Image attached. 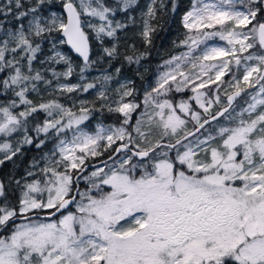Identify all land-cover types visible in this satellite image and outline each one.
Returning a JSON list of instances; mask_svg holds the SVG:
<instances>
[{
	"label": "snow or ice",
	"instance_id": "obj_1",
	"mask_svg": "<svg viewBox=\"0 0 264 264\" xmlns=\"http://www.w3.org/2000/svg\"><path fill=\"white\" fill-rule=\"evenodd\" d=\"M136 4L137 0H115L114 4L60 0L64 15L52 10V0L0 2V96L8 97L0 105V135L18 137L15 147L0 143L4 153L0 165L25 145L37 149L48 141L54 145L50 154L40 157L44 166L32 161L31 168L39 167L40 178L29 170L26 177H33L31 181L26 177L23 184L15 181L21 190L16 205L10 203L0 181V264H264V54L242 55L254 47L248 42L252 36L264 49V22L257 21L244 31L264 12V0H195L183 16L190 34L180 43L188 50L166 61L168 70L144 101L154 107L153 114L145 109L134 125L132 113L139 105L123 102L132 95L124 85L118 105L108 106L109 112L123 115L122 125L97 124L94 133L81 127L92 112L84 106L86 101H80L77 114L58 100L35 104L28 98L30 92L39 93V82L52 84L46 71L57 81L73 75L72 60L57 50L58 45H70L83 58L82 80L83 73L103 59H90L91 33L103 53L113 57L116 47H103L104 37L115 38L118 30L128 26L114 18ZM157 4L160 10L166 7L164 0H151L144 13L141 34L147 43L155 30L150 21L156 18ZM217 37L229 47L209 46L207 42ZM45 41L51 43L54 54L39 59ZM38 59L41 64L67 67L60 72L41 70L34 67ZM126 60L139 63L140 57ZM185 64L191 69L187 73L182 70ZM241 70L243 75L238 77ZM229 72L232 75L225 84L234 92L226 94L227 106L210 119L201 122V114L187 101L174 104L159 99L191 84L196 103L207 113L220 96L208 99L200 90L215 84L209 90L218 93V82ZM101 79L107 82L112 77L105 74ZM242 83L256 91L249 93L247 107L237 112L233 101L245 91ZM95 87L94 83H57L54 90L88 92ZM99 96L106 99L103 91ZM21 105L23 110L14 111ZM38 112L46 114L42 122L34 115ZM188 114L195 122L193 131L187 130L188 121L183 118ZM220 117L228 126H219L215 135H197ZM153 126L160 130L154 142L150 139ZM133 131L139 143H134ZM109 149L112 163L104 161V167L83 176L86 162ZM201 153L208 158H200ZM81 177L88 185L84 191L79 188ZM40 213L57 219L40 222L34 219Z\"/></svg>",
	"mask_w": 264,
	"mask_h": 264
},
{
	"label": "trees",
	"instance_id": "obj_2",
	"mask_svg": "<svg viewBox=\"0 0 264 264\" xmlns=\"http://www.w3.org/2000/svg\"><path fill=\"white\" fill-rule=\"evenodd\" d=\"M147 0H137V4L130 9L128 12H120V16L124 19L126 24L128 25L123 30L117 31L116 37L113 38L114 46L116 47V53L113 57H103L100 59L97 64L91 66L93 69L99 68H108L111 70H115L117 68L120 69V74H123L127 78L131 79L133 92L135 93L136 100H140L138 105L142 104L141 96L143 87L147 82H152L157 70L164 63L167 58L173 55V53L181 47V41H183L187 35H189L188 29L183 26V16L189 9V7L194 3V0H164L166 7L162 10L159 9L157 4V13L156 18L150 21L151 26L155 29L150 34L151 43H147L145 39L139 33V23L137 20V14L139 10L145 5ZM108 4H114L115 1H106ZM175 4V11H172V5ZM131 16L134 19L129 20L128 17ZM257 21L264 22V12L259 13L257 15L256 20H253V23L256 25ZM90 43L92 47L90 59L96 54V44L90 37ZM134 46V47H133ZM63 47L67 49L65 44ZM260 48V47H259ZM261 49V48H260ZM262 50V49H261ZM264 52V49L263 51ZM251 51L243 53V56L250 54ZM73 61L77 65H83V62L75 57L72 53ZM127 56H133L134 59L136 57H140L139 63H129L126 60ZM104 60V61H103ZM100 62H105V64H100ZM234 70V66H233ZM238 77L243 75V71L241 70L239 73H236ZM2 75V74H0ZM231 78L230 74H227L221 83H220V91L225 93L224 90L226 87L225 82L229 81ZM210 89L215 88V84L209 86ZM209 88H205L206 93L211 94L212 91ZM245 88V87H243ZM232 92V91H231ZM251 93L250 89H245L242 95L236 100H242L246 96ZM188 92L179 93L174 89L171 91L169 98L172 99L174 103L177 100H183L187 98ZM32 101L35 104H39L41 100L35 97V95H31ZM55 97V96H53ZM49 99V97H47ZM0 99L7 100V96H0ZM235 102V103H236ZM226 100H222L221 105L218 109L224 105H226ZM234 105V104H233ZM91 121L99 120L103 123H121V114L115 112H109L108 107L106 105H101L99 103H95L91 108ZM217 109V110H218ZM217 110L209 113V116L214 114ZM38 121H43L44 113L38 112L34 114ZM31 119V118H30ZM205 119V118H204ZM220 119V118H219ZM203 121V119H202ZM201 121V122H202ZM216 122V121H214ZM193 129V128H192ZM191 129V130H192ZM188 130V131H191ZM53 146L51 141H48L46 146L43 149H37L34 145H25L21 148V152L14 156L11 160H5L2 165H0V181L5 183L6 192L9 194V200L12 205H16L18 203V198L20 196V187L15 184L16 180H20L21 184L24 183L22 177H26V172L29 170L34 171L31 168L32 161L38 160V158L45 152L49 151ZM116 145H113V148ZM112 150L109 149L102 156L92 158L86 162V164L97 162L103 159H106ZM96 167V166H95ZM94 167L88 168L83 174L87 173ZM35 178H40V171H35ZM76 174V173H74ZM29 181L33 179V177H26ZM83 184L79 182V188H81ZM2 200V198H0ZM71 208V207H70ZM45 214V213H41ZM59 215V214H58ZM38 218V217H35ZM55 218V217H53ZM51 219V218H50ZM18 221V220H17Z\"/></svg>",
	"mask_w": 264,
	"mask_h": 264
},
{
	"label": "rangeland",
	"instance_id": "obj_3",
	"mask_svg": "<svg viewBox=\"0 0 264 264\" xmlns=\"http://www.w3.org/2000/svg\"><path fill=\"white\" fill-rule=\"evenodd\" d=\"M106 1H110V0H106ZM112 1H115V0H112ZM0 2H2V0H0ZM52 3H53V9L52 10L56 11L58 14H63L62 13V9L59 7L60 0H52ZM150 3H151V0H147L145 5L139 10V12L137 14V20H138V23H139V33L140 34L142 33V30H143L144 13L147 11V6ZM194 3H195V0H194ZM191 7H192V5L189 7L187 12L191 10ZM120 12L117 13V15H116V17L114 19L119 20V21H121L123 23H126L124 21V19L119 15ZM93 22H96V20L93 19ZM253 25H255V24L252 21V24H249L247 26V28L244 29V31H249L253 27ZM217 27H219V26H217ZM86 31H89L91 33L90 29H86ZM118 31H120V30H118ZM141 36H142V34H141ZM90 37L92 38V40L96 44V48H95L96 54L93 56L92 60H97L98 57H101V56L107 57L103 53L102 46L100 45V43L94 38V33H91ZM60 38H62V37H60ZM143 39H145V38L143 37ZM248 42L249 43H254V47L249 49L251 51V54H256V55L264 54V52H261V51H263V49L262 50L260 49L261 47L258 44V42H256L255 36H252V38ZM207 43H208L209 46H213L214 45V46L229 47V45H227L226 41H222L218 37L214 38L213 40L208 41ZM113 46H114L113 38L104 37V45H103V47L111 48ZM43 47H44V52L42 54H40L39 59H46L49 55H53L54 54V52H53V50L51 48V43L50 42L45 41ZM203 47H204V45H201V48H203ZM57 50L61 51L64 54H67L71 58L72 66L74 68L73 75L71 77L61 78L60 81H57V80H55L53 78L52 73H51L50 70L46 71L44 74L47 77V79L52 80V84L49 85V86H46L43 82H39L38 83L39 93L30 92L28 94V98L29 99H32L31 95H35L36 98L41 100L40 103H46V102H48L50 100H58L61 104L65 105L66 107H71L73 111H75V112H77V114H79L78 113V109L80 107V101H86L87 103L84 106L88 107L90 109L93 107V105L95 103H99L101 105H106L107 107L108 106H112L113 108H115L118 105V103L120 102V92L124 90V89L121 88V85H124L127 89H131L132 90V95L124 97V101L123 102H133V103H136V104L139 103L140 100H136L135 99L136 96H135V93L133 92L131 79L127 78L123 74L117 73L115 71L116 69L115 70H111V69H108V68H99L97 70V69H93L92 67H90L89 70H87V71H85L83 73L84 79L82 80L80 78V75H81L80 74V68L83 67V65H77L73 61L69 50L65 49L63 47V45H58ZM187 50L188 49L186 47L179 48L178 50H176L173 53L172 56L167 58L166 61H168L169 59H171L174 56H178L181 53L186 52ZM198 51H197V54H198ZM39 59L37 61H34V67L35 68H40L41 70H44L46 68L47 69L54 68L57 72L66 70L67 66L62 64V63L61 64H54V63L41 64L39 62ZM166 61L164 63H162L161 66L159 67V69L157 70L153 81L152 82H147L146 85L143 87L142 96H141L142 104L135 110V112L132 113V125L135 124L137 119H140L141 114L145 112V109H147V114L148 115H152L153 114L154 107L152 105H150V104L146 105L144 103V101H145V97H146L147 93L151 92L153 87H156L160 75L164 71L168 70L169 66L166 65ZM250 63L255 64L256 61H252ZM100 64H105V62H100ZM92 66H94V65H92ZM233 66L234 65L230 66V68H233ZM182 70L187 73L191 69H190V66L185 64V65H182ZM105 74L110 75L112 77V79L110 81H107V82L103 81L101 79V77L103 75H105ZM228 74L232 75L231 72H229ZM254 78H255V74H254ZM177 79H180V78L177 77ZM204 79H207V77H204ZM223 80H225V79L223 78L222 81ZM222 81H220L218 83L220 84ZM57 83L80 84L82 86L87 84V83H94L96 85V87L93 88V89H89L88 92H83V91L77 90L76 92H73V93H66V92L65 93H61L59 90H54V89H56ZM197 83H199V81H197ZM191 87H192V85L189 84V86L187 88L183 89L179 93L188 92V95H187V97H188L187 99L188 100L183 99V101H187L190 104L192 110H194L196 112H199L201 114V118L202 119L208 117L209 113L217 110L218 107L221 105L222 100L225 99L226 94H229L231 91H234V89L231 88V87H229L228 89L224 87V90L226 89L225 93H223V91L222 92L220 91V94H219V92L217 93L215 91H212L211 94L207 93L208 94V99H212L215 95L218 94L220 96V102L216 103L215 101H213V103L209 106V111L207 113H205L204 110L202 108H200L199 105L196 103V101L194 99L196 93L191 91ZM241 87L242 88L245 87L247 89H250L251 93H254L256 91L255 88H248V86L243 84V83L241 84ZM215 88H216V85H215ZM100 91L105 92L106 99H101L100 98V96H99V92ZM200 91L206 92L204 89H201ZM170 93L171 92H168L165 96H160L159 99L163 100V99L167 98V99L172 100L171 98H169ZM155 95L156 94L153 93V96H155ZM53 96H55V97H53ZM47 97H49V99ZM6 101L7 100H5V99H0V105L4 104ZM180 101H182V99L181 100L179 99V100L176 101V103H174V102L173 103L174 104H178ZM247 102H250V96L249 95L246 96L245 98H243L241 101L238 100L236 103H234L233 107L238 112V111H240V109H242L244 107H247ZM20 110H23V106L22 105L20 106V108L14 110V111H20ZM260 110L261 109L258 108V111H260ZM233 115H235V113H233ZM45 118H46V114L44 113L43 120ZM183 118L188 121L187 130H191L192 128H194L195 122L191 120L190 114L183 115ZM123 119H124V117L121 114V123H119V124L103 123V122H101L99 120H92L91 121V115H90V119L88 121H85L84 124L81 125V127H84L86 131L94 133L96 131V125L97 124L103 125L105 127H108V126L119 127V126L122 125ZM144 119L147 120V116H145ZM228 124H229V122L226 121L224 117H220L219 121H216V122L213 121L210 124L206 125L204 129L200 130V133H197V135H201V133H202L203 136H207L209 134V132H211L213 135H215L217 129L219 128V126H221V125L228 126ZM126 127H128L129 131H132V126L131 125L126 126ZM146 128H147V125H145V129ZM159 136H160V130L158 128H156L155 126H153L152 134L150 136V139L154 142L156 139L159 138ZM133 138H134V143H139L140 142L139 139L136 136V133L134 131H133ZM17 139H18V137H17L16 134H13L12 137H4L3 135H0V143L10 142L13 145V147H15ZM117 143H121V142L118 141ZM217 143H219V140L213 142V146H215ZM141 146L143 147L144 144H141ZM53 147H54V145L52 146V148ZM45 153H49V151H47ZM40 157L38 158L39 165L40 166H44L45 165V160L40 159ZM200 158L207 159L208 157H205V155L203 153H201L200 154ZM239 158H241V157H238V159ZM0 159H4V153L3 152H0ZM56 159H59V156H57ZM108 163L111 164L112 161H108ZM96 167H104V164L98 165ZM96 167L92 168L87 173L83 174V176H88L92 171L95 170ZM35 171H39V167L34 168V172ZM105 171H107L106 168H105ZM79 182H81L83 184V186L80 188V190L84 191L88 187L87 182L83 179V177H81ZM236 184H237V186H239L240 182L237 181ZM71 209H72L73 212H75V208L73 206L71 207ZM34 219H38L40 222H51L52 220H56L57 217L51 218V219H45V218H34ZM16 222L17 223H25L26 221L18 220Z\"/></svg>",
	"mask_w": 264,
	"mask_h": 264
},
{
	"label": "water",
	"instance_id": "obj_4",
	"mask_svg": "<svg viewBox=\"0 0 264 264\" xmlns=\"http://www.w3.org/2000/svg\"><path fill=\"white\" fill-rule=\"evenodd\" d=\"M63 14L66 15V13H63ZM61 37H62V36H61ZM62 38H63V37H62ZM65 46L67 47V49L69 50L70 53H72L75 57L79 58V59L83 62V58L80 57L79 54L76 53L75 50L72 49L70 45L65 44ZM244 89H246V88H244ZM233 92H234V91L230 92L229 94H232ZM242 93H243V92H242ZM242 93H241V95H242ZM241 95H240V96H241ZM240 96H239V97H240ZM239 97H237V98L233 101V104L236 102V100H237ZM225 100H226V102H227L226 97H225ZM226 106H227V104L224 105V106H222V107H226ZM222 107H220V108H219L214 114H212V115H215L218 111H220V110L222 109ZM212 115L206 117L205 119H210ZM213 121H216V120H212L211 122H213ZM205 126H206V125H205ZM193 130H194V128H193L191 131H193ZM104 161H107V162H108V161H110V160H108V157H107L106 159H103V160H100V161H97V162H93V163L86 164V165H87V169H88V168H91V167H95V166L101 165V164H103ZM84 172H85V171H84ZM84 172H83V173H84ZM69 207H72V205H70ZM29 215H33V214H29ZM34 218H35V216H34ZM38 218L50 219V218H53V217L46 218V215H45V214H41V213H40V215H39Z\"/></svg>",
	"mask_w": 264,
	"mask_h": 264
}]
</instances>
